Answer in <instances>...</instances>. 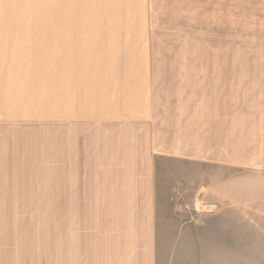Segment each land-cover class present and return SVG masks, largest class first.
<instances>
[{
	"label": "crops",
	"instance_id": "crops-1",
	"mask_svg": "<svg viewBox=\"0 0 264 264\" xmlns=\"http://www.w3.org/2000/svg\"><path fill=\"white\" fill-rule=\"evenodd\" d=\"M240 3L0 0V264H165L164 230L207 248L216 228L235 256L183 264H240V216L264 244V117L240 111V75L230 100L228 68L161 63L231 55L214 43ZM167 190L203 220L168 226Z\"/></svg>",
	"mask_w": 264,
	"mask_h": 264
},
{
	"label": "rangeland",
	"instance_id": "rangeland-1",
	"mask_svg": "<svg viewBox=\"0 0 264 264\" xmlns=\"http://www.w3.org/2000/svg\"><path fill=\"white\" fill-rule=\"evenodd\" d=\"M240 2L239 18L233 19L234 17H230L229 32L226 34L228 37L227 41H223V43H214V48L226 49L231 55L161 58V63L207 64L213 67L222 66L223 68H228L227 70L229 71L228 75L230 78L228 83V87H230V100L232 98V88L237 85L236 76L240 75V84H238L240 87V111L254 112L255 115L261 118L264 117V16H262V12H264L262 8L264 3L261 2V13H259L260 11H257L258 4H260L259 2H257L258 4H256L254 0H240ZM55 11L56 10H54V13ZM64 11L66 15L69 12L68 10ZM58 12H60V10H58ZM258 15H260V18ZM258 18L261 24L256 25L255 21L259 20ZM235 91L236 89L234 92ZM246 139L252 141L250 137H240L237 144L236 139H234V143L230 140V152L232 151V147H237L238 145L240 148L244 143H247L248 140ZM248 145L251 146V143L248 142ZM242 174L243 173H240V175ZM57 179L59 178L54 171V180ZM198 179L197 182L199 183L200 181ZM167 182H170V180H167ZM170 186L172 185L170 184ZM236 187L237 185L233 183V181H229V193L233 194L232 190ZM166 193L167 194L164 196H158V209L165 210L168 226H172L173 222L177 220L172 215V210L178 208L189 211V213H186L187 215L185 214L186 216L182 215L181 219L184 221H191L192 223L195 220H203V218L199 216L200 213H194L192 211V208L195 207L202 208L201 205L198 206L199 204H194L195 202H183L176 199L175 196H171L172 193L168 190ZM192 195L193 193L191 196ZM65 203L66 196H60V185L54 183V196H52L54 241L59 240L62 210L64 209V205L65 208H67ZM69 205V208L73 207L71 203H69ZM258 208H264V203L259 202ZM248 219L251 218L240 216V264H264V244L258 243V235L255 233V229H253L252 223H250ZM216 229L209 232L212 242H209V247L207 245V248H204L205 245L199 246V243H195V229L191 233L187 230L185 238L180 243L175 244L176 246L173 242L172 229L164 230L168 234H165L164 247L162 249L165 264H168V258L172 253H175V261L177 260V264H183L184 261L190 258L202 256L201 251L203 250H207L206 255L215 259L235 256L237 245L231 241L232 233L223 230L221 232Z\"/></svg>",
	"mask_w": 264,
	"mask_h": 264
}]
</instances>
